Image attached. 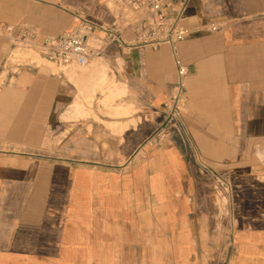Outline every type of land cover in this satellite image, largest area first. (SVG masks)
I'll return each instance as SVG.
<instances>
[{
	"label": "crops",
	"instance_id": "1",
	"mask_svg": "<svg viewBox=\"0 0 264 264\" xmlns=\"http://www.w3.org/2000/svg\"><path fill=\"white\" fill-rule=\"evenodd\" d=\"M113 1L0 0V25L33 27L40 46L78 16L111 22ZM182 24L185 126L229 178L225 230L190 150L158 135L177 84L172 50L114 45L108 78L128 96L104 107L120 118L75 121L80 80L43 60L0 89V264H264V0H191Z\"/></svg>",
	"mask_w": 264,
	"mask_h": 264
},
{
	"label": "built area",
	"instance_id": "2",
	"mask_svg": "<svg viewBox=\"0 0 264 264\" xmlns=\"http://www.w3.org/2000/svg\"><path fill=\"white\" fill-rule=\"evenodd\" d=\"M191 0H114L111 5L113 20L97 23L78 16L79 25L59 37H48L37 45V31L28 25H0V38L7 39L13 47L37 49L48 61L64 67H87L95 59H104L109 46L122 50L149 48L158 50L167 46L172 50L177 84L173 97L167 105L159 137L174 136L190 149L198 175L211 182L216 194H228L226 180L208 166L191 149V139L182 119L181 109L187 101L186 81L188 68L179 56V46L190 37L182 20ZM210 33H218L217 24L208 26ZM93 40V44L90 43Z\"/></svg>",
	"mask_w": 264,
	"mask_h": 264
},
{
	"label": "rangeland",
	"instance_id": "3",
	"mask_svg": "<svg viewBox=\"0 0 264 264\" xmlns=\"http://www.w3.org/2000/svg\"><path fill=\"white\" fill-rule=\"evenodd\" d=\"M0 40H7V39L0 38ZM90 43L93 44V40H90ZM9 47L10 46H8V48L5 51L4 58L0 61V89L3 88V86L6 87V84H8L9 81L12 83V86H14L16 84V81L14 80L15 76L17 74H21V72H19L20 69L28 68V67L30 68L32 66L41 67V61L43 60L42 67L46 66V67H51L55 69L58 73L57 75L63 74V72L66 70H74L75 72H71V73L75 74V76L80 80L76 87L77 88V94H76L77 100L81 99L86 109L81 108L78 110L79 115L75 117L74 119L75 121L85 120L88 118H94L96 121L101 122V120L97 118V116L99 115L108 116L110 118H120L112 114L111 110L106 111V108L104 106L106 104H109L110 106H114V107H117L119 105H125L124 97L128 96V92H125V89H121V87H118V85L114 83V82H117V80H115L114 77L110 81L105 82L102 85H99V82H97L96 80L97 72H95V68L99 65L101 66L102 64H104L106 66L107 74H109V72H114V68L108 62H106V60L95 59L89 64V66L84 67V68L78 67L75 65L70 66V67H64V66L61 67V66H58L46 60L40 54L38 49L23 48V47H18V46L12 47L10 49ZM186 86H188V84H186ZM122 93H125V94H122ZM87 109L92 110L90 115H87V112H89ZM185 112L186 110L184 108L181 109L183 122L187 126V123L185 121ZM146 115L147 113H145V116ZM107 126L108 128H111V129L114 128L113 125H107ZM192 138L190 137L191 149H193L208 166L213 168L207 161L206 157L201 155V153L199 152V141L194 140L193 136ZM191 154L192 153H190V155ZM191 158H192V155H191ZM259 160L261 161V169H262L264 168V157H260ZM243 167H244L243 169H245V172L253 169V166H249L248 164H246ZM213 169L215 170V168ZM259 171H260V168H259ZM221 175L222 173H220V176ZM225 179L227 181L229 180L228 177H225ZM228 195L229 193L228 194H225V193L216 194L214 190L213 201L216 204L218 211H219V218H220L219 229L220 230H223V229L225 230V228L228 226L226 222H229L225 220L226 217H230ZM223 223L225 224L224 226H223Z\"/></svg>",
	"mask_w": 264,
	"mask_h": 264
},
{
	"label": "bare ground",
	"instance_id": "4",
	"mask_svg": "<svg viewBox=\"0 0 264 264\" xmlns=\"http://www.w3.org/2000/svg\"><path fill=\"white\" fill-rule=\"evenodd\" d=\"M107 68L104 64H102V66L97 68V72H100V74L103 76L102 80H101V84H104L105 82L110 81V79L108 78V74L106 73ZM115 83V82H114ZM125 94V93H122ZM120 95V94H118Z\"/></svg>",
	"mask_w": 264,
	"mask_h": 264
}]
</instances>
